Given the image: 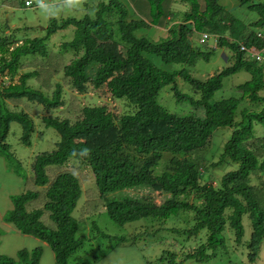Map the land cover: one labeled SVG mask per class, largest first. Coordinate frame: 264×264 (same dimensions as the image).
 Returning <instances> with one entry per match:
<instances>
[{"label": "trees", "instance_id": "obj_1", "mask_svg": "<svg viewBox=\"0 0 264 264\" xmlns=\"http://www.w3.org/2000/svg\"><path fill=\"white\" fill-rule=\"evenodd\" d=\"M220 1L108 0L99 2L93 10H88L86 1L87 12L81 19H52L46 36L23 40L16 34L0 36V156L9 164L13 165V156L6 140L11 125L21 126L20 140L25 146L32 145L36 130L31 116L11 108L13 101L29 99L45 110L60 109L66 104L65 86L81 90L90 84L96 90L106 88L117 101L128 102V110L120 114L105 106H84L81 118L74 123L44 117L45 127L56 129L60 135L57 148L34 158L29 179L35 190L15 197L5 220L21 234L49 245L55 264H69L83 245L82 238L77 237L73 212L82 195V178L75 172L82 173L84 168L94 176L100 200L118 191H134L135 196L105 201L109 217L118 225L138 221L151 225L180 215L188 217L192 225L186 230L173 228V233L197 239L202 231L206 232L205 242L187 258L207 261L230 247L243 250L248 264L261 256L264 186H259V191L252 178L264 173V135L257 136L255 130L256 124L264 127V96L260 95L264 90V63L245 58L240 47H263L264 41L256 33L264 28V4L239 0L240 6L258 13L257 20L247 24ZM177 2L187 10H174ZM148 5L150 8H146ZM152 27L166 28V37L153 41L141 34ZM70 28L74 29V37L61 43L60 54L72 52L75 59L58 68L54 60L58 55H52L48 41L57 32ZM205 31L215 36L216 45L206 50L195 48L193 37ZM223 48L230 57L226 56L229 65L222 71L201 80L188 70L199 60L210 61L215 50ZM37 58H41V70L23 69ZM45 67L51 68L50 78L35 89L31 81L43 77ZM240 71L250 75V80L238 86L240 96L216 101L224 79ZM55 76L61 81H56ZM179 80L199 97L182 92ZM167 87L177 102L187 101L201 108L202 113L181 116L169 112L159 103L160 92ZM243 103L245 107L239 110ZM250 103L262 106L261 110H253L247 106ZM131 106L136 108L134 112ZM219 129H230L231 134L221 161L214 166L225 162L238 168L226 172L216 183L205 179L211 166L204 165V156ZM164 153L172 156L163 173L155 174ZM50 167L57 168L53 180L47 173ZM151 189L163 195L161 203L140 195ZM43 197L45 201L39 209L27 208L34 199ZM244 217L251 227L246 241ZM42 253L41 249L31 254L22 251L16 260L0 256V264H40ZM175 256L169 253L170 264H181Z\"/></svg>", "mask_w": 264, "mask_h": 264}, {"label": "rangeland", "instance_id": "obj_2", "mask_svg": "<svg viewBox=\"0 0 264 264\" xmlns=\"http://www.w3.org/2000/svg\"><path fill=\"white\" fill-rule=\"evenodd\" d=\"M33 6L26 7L25 0H0V36L15 35L20 39H30L36 37L46 36V29L50 26L52 19L63 20L68 18L81 19L86 13L85 3L88 1V10H93L97 4L102 1L108 0H31ZM257 2L264 4V0H256ZM239 2V0H238ZM225 6L226 10L233 13L238 19L247 24H251L257 20L258 13L249 9L247 6ZM181 3L175 4V7L180 8ZM146 8H150L148 5ZM87 9V8H86ZM148 30V31H145ZM141 32L145 34V37L153 41H159L161 38H165V30H160L157 27L148 28ZM140 34V35H141ZM201 35H195L192 39L193 46L195 48L206 50L209 46H213V42L203 45L199 42ZM213 36V35H212ZM74 37V29L70 28L65 31H59L49 39V50L52 51V55L56 52L57 57L54 60L57 61L56 66L62 68L68 65L73 59H75L72 52L64 55L60 54V45L65 41H69ZM215 37V36H214ZM264 47V45H263ZM241 48V47H240ZM225 54L230 57V53L226 48L222 50H215L211 55L210 61L199 60L196 64L188 70L197 79L205 80L210 76L222 71L229 65V62L223 57ZM245 54V53H244ZM51 55V57H52ZM55 56V55H54ZM245 58L248 55L245 54ZM38 61L41 58H37L36 61L27 62L23 67L24 70L39 69ZM51 68H43V77H39L34 81H31V86L35 89L40 88L43 85V81L49 79ZM62 78L55 76L56 81H61ZM10 77L6 80V85L9 84ZM250 80V75L246 71H240L235 75L227 77L223 81V89L216 93L215 100L238 98L240 92L238 86L244 84ZM63 82V81H62ZM90 85V84H89ZM87 89H71L69 87L65 90L66 104L55 110H45L42 106L37 105L36 102H32L29 99H23L21 101H13L11 108L14 111L25 112L31 116L35 123V132L31 137L32 145L25 146L21 143L22 129L18 123H13L10 128V133L7 137L6 143L10 147V154L13 156L12 164H9L0 158V214L3 215L6 211V216L9 210L13 206V199L20 197L27 191H34L35 187L30 181L32 174V163L34 158L39 154L52 153L57 148V144L60 140L58 131L54 128H46L43 123L44 117L68 119L71 123L76 122L81 118L82 108L84 106H105L108 107L110 112L115 114L124 113L128 110L126 107L128 102L122 103L113 99L111 94L106 88L101 90L94 89L91 85ZM179 86L184 93H191L194 98H198V94H195L192 89L186 85L182 80H179ZM264 96V90L260 93ZM17 102V103H15ZM159 103L166 108L169 112L176 115H189L192 113L201 114L203 110L201 108H195L187 101L177 102L171 93L170 87L164 88L159 95ZM263 105V104H262ZM253 110H261L262 106L253 107V104H247ZM133 112L136 110L134 106ZM245 107L244 103L240 105L239 110ZM240 120V116L237 118ZM255 130L257 136L264 135V127L256 124ZM231 134L230 129H219L214 137L208 144L207 152L205 153L206 161L204 165L207 168L210 166L209 173L206 178H209L211 182L218 183L220 177L229 171L236 170L237 165H229L223 163L220 167L214 165L221 161V156L225 143L227 142ZM115 133L111 134L113 138ZM204 150L201 151V153ZM171 154L164 153L163 157L155 169V174H162L168 164ZM7 163V164H6ZM212 163V165H210ZM9 167H8V166ZM19 170H18V167ZM209 166V167H208ZM56 167H50L47 170L49 178L51 180L55 177ZM206 170V169H205ZM8 172L10 175L4 174ZM82 179V195L78 201L77 207L73 212V217L77 223V237L82 238V247L71 257L69 264H170L171 260L169 253L176 254L175 261L181 264H248L247 259L242 254L246 253L237 251L233 247L227 252L217 253L215 256L210 257L207 261H198L195 258H187L186 255L195 252L193 250L199 247L200 243H204L206 239V232L202 231L199 234V238H189L185 235H179L173 233L171 230L176 228L178 230H186L191 227V223H188V217H182L180 215H173L166 221L158 220L154 224L147 223L148 221H138L126 225H118L109 217L106 199L109 200H121L126 196H135L132 194L134 191H118L108 196L99 199V191L97 189L94 176L88 172L85 168L82 173L76 171ZM257 182L254 183V180ZM262 183V185H260ZM1 184L3 187L1 188ZM252 184L261 190L264 186V173H257L253 175ZM42 190V189H41ZM157 189L147 190L140 192V195L149 196L156 199L161 203L163 195L159 193ZM44 194V192H42ZM9 199L5 203V199ZM137 196V195H136ZM141 197V196H140ZM40 199V197L38 198ZM35 201L29 203L27 208L39 209L40 203L45 201V198L41 200L34 199ZM9 209V210H8ZM5 216V217H6ZM46 217L44 218V220ZM145 223V224H144ZM244 227L246 229L245 241L249 239L251 233L250 222L247 217L243 220ZM145 225V226H144ZM148 227V229L146 228ZM158 229L160 231H158ZM0 231L3 230L0 228ZM8 233V232H7ZM230 235L229 243L232 245V238ZM2 240V246L0 247V256L6 258H14L16 260L18 254L22 251L32 253L35 250H42V259L40 264H55V255L49 245L35 241V239H17L13 240L21 241L19 246L12 250H7L5 245L6 240ZM125 240L126 242L122 243ZM12 241V237L9 236L7 242ZM234 245V243H233ZM232 245V246H233ZM242 248V246H240ZM169 252V253H168ZM211 253V252H210ZM261 256L254 264H264V242L261 246Z\"/></svg>", "mask_w": 264, "mask_h": 264}, {"label": "crops", "instance_id": "obj_3", "mask_svg": "<svg viewBox=\"0 0 264 264\" xmlns=\"http://www.w3.org/2000/svg\"><path fill=\"white\" fill-rule=\"evenodd\" d=\"M220 3H221V5H223V6H229V5H232V6H238L239 4H237V3H239L238 2V0H221L220 1ZM173 8H174V10H176V11H178V10H180V11H186L187 10V8H185V6L184 5H180V8H178V7H175V5L173 6ZM158 29H160V30H167L166 28H164V27H157ZM223 57L225 58V60L228 62V58L225 56V54H223ZM4 174H5V176L6 175H9V177H10V175L11 174H9L8 172H4ZM3 187V185L1 184V188ZM3 199H5V203L6 202H8V200L9 199H6L4 196H3ZM12 208H13V206H12ZM12 208L10 209V210H12ZM9 210V209H8ZM9 210V211H10ZM6 212H8V211H6ZM6 212L3 214V215H1L0 214V228L3 230V232L2 231H0V238L1 239H5L6 240V242H5V245H8L6 248H7V250H12V249H15V248H17L18 246H19V242H21L20 240L19 241H16V240H13V238H17V239H22V238H24V239H35V241H38V242H41V243H44V242H42V241H40V240H38V239H36V238H34V237H32V236H28V235H23V234H21L18 230H17V228L15 227V225H13V224H11V223H8L6 220H5V216H6ZM8 232V233H7ZM9 236H11L12 237V241H10V242H7V240H8V237ZM44 244H46V243H44ZM2 246V240H1V242H0V247Z\"/></svg>", "mask_w": 264, "mask_h": 264}, {"label": "built area", "instance_id": "obj_4", "mask_svg": "<svg viewBox=\"0 0 264 264\" xmlns=\"http://www.w3.org/2000/svg\"><path fill=\"white\" fill-rule=\"evenodd\" d=\"M32 2L29 0L26 2V6H31ZM257 37L262 39L264 41V28L257 31ZM211 39L210 35L207 33L201 34L200 43L205 44L208 43ZM214 43L217 42L216 38H213ZM241 51L248 55V58H250L253 62L257 64L264 63V47L258 48L256 46L252 47H245L241 45Z\"/></svg>", "mask_w": 264, "mask_h": 264}, {"label": "clouds", "instance_id": "obj_5", "mask_svg": "<svg viewBox=\"0 0 264 264\" xmlns=\"http://www.w3.org/2000/svg\"><path fill=\"white\" fill-rule=\"evenodd\" d=\"M31 1V0H30ZM32 2V1H31ZM33 3V2H32ZM260 30V29H259ZM258 31V30H257ZM204 33H207L208 35H210V37H211V41L213 42V45L215 46L216 45V43H214V40H213V38H215L214 36H212L211 34H209L208 32H204ZM203 34V33H202ZM200 38H201V36H200ZM199 42H200V40H199ZM226 56V55H225ZM255 63V62H254Z\"/></svg>", "mask_w": 264, "mask_h": 264}]
</instances>
